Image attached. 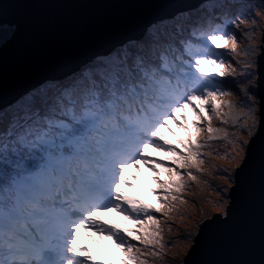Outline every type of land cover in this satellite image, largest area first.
Here are the masks:
<instances>
[{"label":"snow or ice","instance_id":"1","mask_svg":"<svg viewBox=\"0 0 264 264\" xmlns=\"http://www.w3.org/2000/svg\"><path fill=\"white\" fill-rule=\"evenodd\" d=\"M247 22L237 17L198 25L191 32L197 42L186 38L180 47L164 38L129 46L63 84L33 92L13 113L0 111V264H148V256L162 258L166 245L156 213L167 216V205L184 201L182 193L199 182L212 155L204 149L221 139L213 121L232 118L233 92L218 78L234 70L226 55L235 53L237 34L228 24ZM187 107L197 115L196 135L165 139L160 129ZM149 146L169 156H152ZM141 161L157 173L151 191L159 207L128 191L136 185L126 170ZM161 167L168 179L160 177ZM110 209L135 223L121 228L102 219L99 214ZM81 229L90 238H112L123 255L99 242L86 244Z\"/></svg>","mask_w":264,"mask_h":264},{"label":"water","instance_id":"2","mask_svg":"<svg viewBox=\"0 0 264 264\" xmlns=\"http://www.w3.org/2000/svg\"><path fill=\"white\" fill-rule=\"evenodd\" d=\"M206 1L0 0V25L14 27L0 45V110ZM254 64L257 128L234 168L226 212L199 224L182 264H264V45Z\"/></svg>","mask_w":264,"mask_h":264},{"label":"rangeland","instance_id":"3","mask_svg":"<svg viewBox=\"0 0 264 264\" xmlns=\"http://www.w3.org/2000/svg\"><path fill=\"white\" fill-rule=\"evenodd\" d=\"M204 3L207 4L208 7L216 5H218V7L221 6L216 0H208ZM243 8L244 10L241 12L242 14L240 11H233L230 13L225 12L224 15L212 14L214 24H224L229 20V15L231 16L234 14L235 15L232 19L240 17L248 21L246 24H241L239 28H236L234 24H228L229 30L234 31L237 34L235 53L226 55V61L231 63L234 70L230 73L231 77L228 75L224 78H218L219 81L223 82L227 90L233 92V96L230 97V99L234 101V112L232 118L228 119L227 124H222L219 120L213 121L215 127L222 129V131L215 133V135L221 137V139L209 142L211 145L209 149L213 148V152L212 155L206 157L205 160L209 161V164L215 165L214 167L219 166V169L217 170L221 175H225L226 173L233 174L234 168L241 163L245 155V146L247 145L249 138L254 134L258 124L256 99L252 95V90L254 87L253 79H255V74L253 73L255 56L260 52V47L264 45L261 39V31H263L264 27V8H262L261 3H258L257 5L256 3L252 5L247 3ZM257 12H260L261 15L257 16ZM254 20L257 22L254 23ZM192 39L194 42H197L195 38ZM217 51L226 54L229 52L228 49H217ZM235 59L236 61H234ZM229 77L230 80L228 79ZM227 80H229V82ZM242 89H247V92L245 93ZM197 103H199V101ZM225 111H227V109H225ZM237 115L240 117L238 123L234 122ZM196 119L197 115L191 107L182 109L177 113L176 117V120H179L180 124H178L176 120H169L168 127L161 128L160 134L166 139L167 136H173L176 129L184 128L181 127L182 124H186L187 129L193 130L191 134L195 136L196 127L193 124V121ZM225 134H227L226 138ZM229 141H231V143H229ZM146 151L152 156L161 158L168 157L167 152L152 146H149ZM163 171L160 172L159 175L162 179H166L168 175L166 172L163 173ZM126 174L132 178L133 183L136 185L135 188H129L128 191L135 192L141 195L144 199L151 201L153 198L151 185L156 181L155 177L157 173L141 161L139 168L133 165L126 170ZM232 184L233 182L229 184V187ZM226 194H228V191ZM221 198L219 206L215 208L213 213L221 212L224 214L226 212V207L229 204V197L226 198L221 196ZM225 201H227V205L225 206L224 211H220L219 209L224 205ZM99 215L102 219L118 224L121 228H125L123 225L127 218L119 211L110 209ZM81 236L86 244L95 245L96 242H99L109 252H111V249L115 244L112 238L108 236L101 237L96 233H92V238H90L88 232L84 229H81ZM191 244L187 246L186 250L183 248V257ZM120 249L122 248L120 247Z\"/></svg>","mask_w":264,"mask_h":264},{"label":"trees","instance_id":"4","mask_svg":"<svg viewBox=\"0 0 264 264\" xmlns=\"http://www.w3.org/2000/svg\"><path fill=\"white\" fill-rule=\"evenodd\" d=\"M216 2L221 6L218 7V5H216L208 7L207 4L203 3L195 9L182 12L172 18L157 21L148 28L145 35L140 40L128 41L114 49L110 54L94 58L92 61L83 65L76 73L61 80L44 82L34 90L29 91L19 98L12 105L1 109L0 111L9 114L13 113L25 103L28 96L33 92L43 91L63 84L79 76L94 62L108 59L124 48L129 46H143L146 43H151L160 38H164L165 40L174 43L176 47H180L181 40L191 38V32L194 27L198 25H214L212 14L224 15L225 12L230 13L233 11H240L241 13L244 10V5L247 3L251 5L261 3L264 5V2L259 0H216ZM234 15H229L228 19H232ZM13 30L14 27L0 25V36L4 37V40L3 42H0V45L11 36ZM234 61H236V59ZM253 73L255 74L254 71ZM229 76L231 77V75ZM230 77L228 78L229 80ZM229 80L227 81L229 82ZM192 131L193 130H188L187 128L176 129L174 135L167 136L166 139L176 143L180 139L187 137ZM212 149L206 148L204 151L212 153ZM167 155L169 156V153ZM214 166L215 165H211L209 164V161L205 160V164L203 165L205 172L198 174L200 177L199 182H190V186L182 193L184 201L186 202L177 200L173 202L175 206L171 204L167 205L166 207L169 209L167 216L163 213H156L161 221L163 229L161 234L166 246L163 250L162 258H154L151 256L146 257L148 264H181L184 254L183 248L186 250L187 246L193 242L199 224L204 218L212 215L215 208L219 206V201L222 199L221 196L228 198L227 194L222 192V188L226 187L228 189L229 184L233 182V174L226 173L225 175H221L217 170L219 169V166ZM163 170L164 168L161 167L160 172ZM165 172L166 171L164 170L163 173ZM221 177H228L227 182L222 180ZM166 179H168V177ZM155 187H157L156 181L151 185V190ZM149 202L156 204L158 207L162 203L161 201H157L154 195ZM134 223L135 221L127 219L123 227L130 228ZM114 243L111 253L114 256H122L123 250L120 249L116 241H114Z\"/></svg>","mask_w":264,"mask_h":264},{"label":"bare ground","instance_id":"5","mask_svg":"<svg viewBox=\"0 0 264 264\" xmlns=\"http://www.w3.org/2000/svg\"><path fill=\"white\" fill-rule=\"evenodd\" d=\"M181 13H182V12H180V13H177V14H176V16H177L178 14H181Z\"/></svg>","mask_w":264,"mask_h":264}]
</instances>
